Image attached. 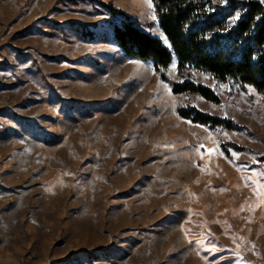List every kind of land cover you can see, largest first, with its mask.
I'll list each match as a JSON object with an SVG mask.
<instances>
[{
  "label": "rangeland",
  "instance_id": "374dc122",
  "mask_svg": "<svg viewBox=\"0 0 264 264\" xmlns=\"http://www.w3.org/2000/svg\"><path fill=\"white\" fill-rule=\"evenodd\" d=\"M124 20L164 41L150 0H0V264H264V96L172 94Z\"/></svg>",
  "mask_w": 264,
  "mask_h": 264
},
{
  "label": "trees",
  "instance_id": "16d2710c",
  "mask_svg": "<svg viewBox=\"0 0 264 264\" xmlns=\"http://www.w3.org/2000/svg\"><path fill=\"white\" fill-rule=\"evenodd\" d=\"M164 41L138 29L131 21L111 24V40L127 57L149 63L161 81L172 59L181 83H170L174 95H195L213 104L219 97L193 74L209 76L219 84L251 88L264 96V6L254 0H150ZM179 118L209 129H233L225 119L194 108H177ZM221 151L240 150L221 142Z\"/></svg>",
  "mask_w": 264,
  "mask_h": 264
}]
</instances>
